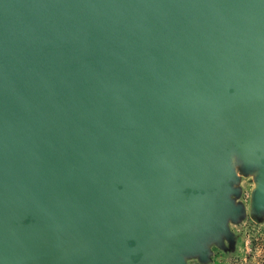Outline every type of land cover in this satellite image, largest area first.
I'll use <instances>...</instances> for the list:
<instances>
[{
	"label": "water",
	"instance_id": "1",
	"mask_svg": "<svg viewBox=\"0 0 264 264\" xmlns=\"http://www.w3.org/2000/svg\"><path fill=\"white\" fill-rule=\"evenodd\" d=\"M264 212V0H0V264H190Z\"/></svg>",
	"mask_w": 264,
	"mask_h": 264
},
{
	"label": "rangeland",
	"instance_id": "2",
	"mask_svg": "<svg viewBox=\"0 0 264 264\" xmlns=\"http://www.w3.org/2000/svg\"><path fill=\"white\" fill-rule=\"evenodd\" d=\"M238 174L240 179L235 186L240 188V193L233 198L242 204L244 212L228 223L232 238L211 241L208 259L201 261L197 256L187 257L190 264H264V212L256 214L251 207L255 186L253 175L245 174L239 167Z\"/></svg>",
	"mask_w": 264,
	"mask_h": 264
}]
</instances>
